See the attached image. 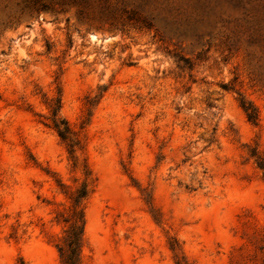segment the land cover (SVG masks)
Masks as SVG:
<instances>
[{
    "label": "rangeland",
    "instance_id": "374dc122",
    "mask_svg": "<svg viewBox=\"0 0 264 264\" xmlns=\"http://www.w3.org/2000/svg\"><path fill=\"white\" fill-rule=\"evenodd\" d=\"M258 156L264 0H0V264H64L83 182L79 264H264Z\"/></svg>",
    "mask_w": 264,
    "mask_h": 264
},
{
    "label": "trees",
    "instance_id": "16d2710c",
    "mask_svg": "<svg viewBox=\"0 0 264 264\" xmlns=\"http://www.w3.org/2000/svg\"><path fill=\"white\" fill-rule=\"evenodd\" d=\"M241 107L246 113L248 120L256 122L258 111L252 103L241 99ZM60 108L59 99L54 102L52 108V124L58 135L63 140H69V145L73 147L77 140L72 137L69 126L64 119L57 117V111ZM257 165L262 170L264 177V158L258 156ZM89 174L88 172H86ZM88 186L83 182L71 195L72 211L66 219L69 221V227L66 230L65 245L60 247V253L64 264H79V252L82 243V237L85 226L83 201L88 195Z\"/></svg>",
    "mask_w": 264,
    "mask_h": 264
}]
</instances>
